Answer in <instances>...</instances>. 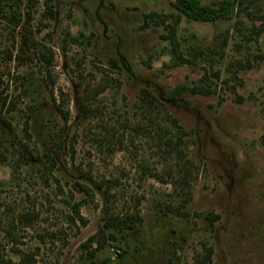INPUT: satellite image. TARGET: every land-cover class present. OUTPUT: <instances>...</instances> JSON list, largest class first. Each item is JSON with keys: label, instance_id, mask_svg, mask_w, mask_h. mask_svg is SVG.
<instances>
[{"label": "rangeland", "instance_id": "1", "mask_svg": "<svg viewBox=\"0 0 264 264\" xmlns=\"http://www.w3.org/2000/svg\"><path fill=\"white\" fill-rule=\"evenodd\" d=\"M198 1L216 6L218 0ZM8 2L18 6V24L40 29L33 37L51 51V62L46 74L15 59L17 27L0 18V95L15 102L10 112L0 109V141L19 139L31 152L22 149L25 162H19L0 144L7 156L0 159V258L92 264L86 251L102 240L93 264H264V0L212 21L191 19L170 0ZM48 6L52 19L42 15ZM144 13L153 16L139 28ZM173 49L188 61H176ZM175 87L209 92L172 95ZM141 88L182 127L196 165L180 215L157 210L180 202L176 167L158 149L163 139L147 131L129 136L145 123ZM89 95L87 105L96 110L81 119L77 106ZM61 99L67 119L59 149L53 134L64 121L53 101ZM107 124L117 125L122 148L104 153L91 139ZM143 163L159 178L141 169ZM82 173L104 182L107 201ZM76 182L92 187L91 195ZM73 203H81L83 224L70 220ZM135 208L141 220L134 228L105 229L82 246L108 215ZM208 213L215 215L211 222Z\"/></svg>", "mask_w": 264, "mask_h": 264}, {"label": "trees", "instance_id": "2", "mask_svg": "<svg viewBox=\"0 0 264 264\" xmlns=\"http://www.w3.org/2000/svg\"><path fill=\"white\" fill-rule=\"evenodd\" d=\"M256 0H218L216 6H213L212 4H202L198 0H170L171 5L174 9H176L179 13L184 14L185 16L194 19V20H202V21H212L216 19H227L231 17V14L233 11H241L242 6L243 8L245 6L254 5ZM18 7L17 5H14L12 3H9L8 0H0V18L3 20H7L8 24L11 23L17 27L16 31V55L14 56L15 59L19 60H27L29 62H34L38 67L39 71H44L46 74L48 73V67L51 62V51L45 47L44 45L40 44V42L35 41L33 37V32L40 31V29H35V27H31L28 25L27 21H23L20 23V19H18L17 15L19 14V9H16ZM18 10V11H16ZM43 18L45 19H52L53 18V10L50 6L46 7L44 9V13L42 14ZM152 13H144L142 15L143 22L139 26V28H143L147 25L146 19L152 17ZM46 24V22H45ZM22 54L24 59L22 57L18 58L19 55ZM174 59L178 62H187L188 59L183 58L178 51L173 49ZM109 64L115 68H118L120 65L116 64V62L113 59L109 60ZM2 83V79L0 76V85ZM184 90H188L189 92L193 94H206L208 93V89H205L203 87H191L189 89H185V87H175L172 91V95H179ZM1 94V91H0ZM61 95V93H59ZM137 99L139 102V106L141 108V111L145 116H143V120H145V123L142 125H136L134 128H132V131H134V135H129L130 138H133L134 136H137L138 134L146 133V131L153 135L151 136L155 140H158L160 142L162 139V146L158 147L159 152L163 153L167 156V158L173 160L172 165L176 167V172L172 170H168L167 175H171L172 172L176 173L175 178H173V187L175 190L178 191L176 194L178 197V203H173L175 200H171L168 202H163L160 206L157 205V210L160 212L162 210L164 211H171L175 214H182L184 207V202L188 198V188H190V183L192 181V172L196 170V165L193 164V162L187 157L186 151H185V143L183 141L182 135L184 134V131L182 130V127L177 123L175 118H173L166 110L164 105L160 103L156 97L150 93L146 88H141L139 90V93L137 95ZM93 96L89 95V99L81 100L77 106V110L80 113V118L84 119L89 116L90 113H92L93 110H96V108L90 107V105H87L88 100L92 98ZM18 95H16L15 100H17ZM64 99H61V103L53 101V108L54 110L61 116L62 120L64 121V124L60 128L56 130V133L53 134V138L57 139L58 142L56 146L59 149H62V141L63 137L66 133V119H67V109H64L63 107ZM65 104V103H64ZM15 102L10 101L9 105L6 104L5 96L2 97L0 95V109H3L4 112H10L14 109ZM164 115L166 118H164ZM1 118V114H0ZM2 121H4L1 118ZM169 124H167V122ZM115 122L118 123L117 125H120V121L118 119H115ZM149 123V124H147ZM122 124V123H121ZM117 125H105L106 127H103L102 131H98L97 133H93L92 141L94 142L95 146L99 148L100 151L104 152L111 149L122 148V140L120 139L122 136V133L118 132ZM167 125L168 127H166ZM1 128V126H0ZM145 130V131H144ZM23 134L26 138H29V134L27 132V128L24 125L22 128ZM55 132V131H54ZM2 137V135H1ZM77 136H72L71 141H75ZM18 143L15 144L11 139H5L3 140L4 143L0 144L4 148L5 151L10 154L13 151V156L16 155L15 159L19 162L23 161L24 158L22 149L26 150L28 153L31 154L30 149H28V146L25 143H21V140H17ZM159 144V143H158ZM72 145V144H71ZM22 146V147H21ZM72 147V146H71ZM7 156L5 154L0 153V159L6 158ZM25 162V160H24ZM172 165H168L170 168ZM140 168L143 170H146L150 176H153L155 178H159V174L155 173L154 171H151L150 168L143 163V165H140ZM83 178L88 180L90 184L94 186L96 190H98L101 194V196L107 201L109 197V193L107 190L106 185L102 181H96L92 176H88L87 178L82 173ZM77 187L84 192L87 196L91 195L92 193V187L82 184L79 182H76ZM81 203H73L71 206L72 216L70 217V220L72 221L74 218L78 219L81 224H83L84 220L82 219L81 215L78 212V206ZM108 211V209H107ZM207 220L210 222L214 220L215 215H212L211 213H208L206 215ZM140 216L138 210L135 208V210L132 213L125 214L123 217H114L111 215H108L105 223L103 224V227L97 230V233L94 235H91L87 238L86 242L82 244L83 247L89 246L90 242L95 241L98 238L99 235H104L105 229H112L114 231L120 232L125 230H131L135 227L136 224L140 223ZM111 238H114V236L110 233H108ZM96 245L94 249H90L86 251L85 258H87L92 264H93V257H94V251L104 244L103 241L96 240ZM1 264H7L3 259L0 258ZM10 264H19V263H10ZM21 264H27V262H23Z\"/></svg>", "mask_w": 264, "mask_h": 264}]
</instances>
